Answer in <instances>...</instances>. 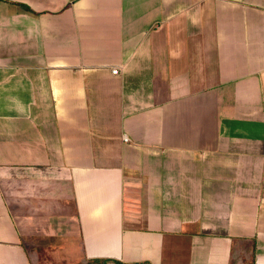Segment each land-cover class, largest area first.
I'll use <instances>...</instances> for the list:
<instances>
[{
	"label": "crops",
	"instance_id": "crops-1",
	"mask_svg": "<svg viewBox=\"0 0 264 264\" xmlns=\"http://www.w3.org/2000/svg\"><path fill=\"white\" fill-rule=\"evenodd\" d=\"M0 264H264V0H0Z\"/></svg>",
	"mask_w": 264,
	"mask_h": 264
},
{
	"label": "built area",
	"instance_id": "built-area-1",
	"mask_svg": "<svg viewBox=\"0 0 264 264\" xmlns=\"http://www.w3.org/2000/svg\"><path fill=\"white\" fill-rule=\"evenodd\" d=\"M116 71H117L116 69H112V72H114V73H115Z\"/></svg>",
	"mask_w": 264,
	"mask_h": 264
}]
</instances>
